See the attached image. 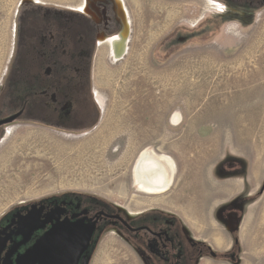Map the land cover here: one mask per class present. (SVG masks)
Listing matches in <instances>:
<instances>
[{
  "label": "rangeland",
  "instance_id": "obj_1",
  "mask_svg": "<svg viewBox=\"0 0 264 264\" xmlns=\"http://www.w3.org/2000/svg\"><path fill=\"white\" fill-rule=\"evenodd\" d=\"M85 2L0 0V97L9 92L20 12L32 3L75 7L94 31L80 11ZM124 2V52L110 41L96 44L99 112L91 125L64 131L20 120L0 131V217L22 203L74 193L129 218L175 219L197 247L190 264H264V5ZM13 102L2 98L0 119L19 108ZM145 150L169 166L172 182L163 192L141 191L135 181ZM129 239L110 227L92 264H148Z\"/></svg>",
  "mask_w": 264,
  "mask_h": 264
},
{
  "label": "flooded vegetation",
  "instance_id": "obj_2",
  "mask_svg": "<svg viewBox=\"0 0 264 264\" xmlns=\"http://www.w3.org/2000/svg\"><path fill=\"white\" fill-rule=\"evenodd\" d=\"M203 1L245 8L264 5V0ZM122 3L124 0H86L80 11L87 23L96 25L94 31L81 21L75 7L32 3L20 12L6 82L9 92L0 97V102L7 97V101L18 100L20 105L0 119L14 117L0 125V131L20 120L64 131L91 125L90 118L99 112L92 84L96 44L99 39L112 44L124 39L127 46L128 23ZM20 81L28 88L25 96L16 92ZM110 227L130 238L148 264H190L197 251L187 243L175 219L160 213L129 218L96 198L69 193L22 203L0 217V264H92L97 240ZM55 228L60 239L43 241ZM75 228L83 233L82 240L73 238ZM43 242L62 248H38ZM84 244L87 247L82 251ZM203 250L198 249L201 253Z\"/></svg>",
  "mask_w": 264,
  "mask_h": 264
},
{
  "label": "bare ground",
  "instance_id": "obj_3",
  "mask_svg": "<svg viewBox=\"0 0 264 264\" xmlns=\"http://www.w3.org/2000/svg\"><path fill=\"white\" fill-rule=\"evenodd\" d=\"M221 6L220 3H216ZM114 49L121 54L125 48L124 39H116L113 42ZM99 98V96H98ZM168 164L153 150H145L135 166V181L141 191L148 193H160L171 185Z\"/></svg>",
  "mask_w": 264,
  "mask_h": 264
},
{
  "label": "water",
  "instance_id": "obj_4",
  "mask_svg": "<svg viewBox=\"0 0 264 264\" xmlns=\"http://www.w3.org/2000/svg\"><path fill=\"white\" fill-rule=\"evenodd\" d=\"M13 119H14V117L6 119V120H3V121H0V125L5 124V123H10L11 121H13ZM75 229H76V234H75V236L73 238H75L77 240H82L83 233L81 232V230L79 228L78 229L75 228ZM58 233H59L58 228L53 229L46 236H44L43 241H50V240L60 239V237L58 236ZM86 247H87V244L81 245V250L83 251ZM38 248H40V249L43 248V250H45L46 248L57 250L58 248L60 249L62 247L52 246L50 244H49V246H47L45 244V242H43V244H39ZM212 254L216 255L214 252H212ZM53 255H57V254L55 253Z\"/></svg>",
  "mask_w": 264,
  "mask_h": 264
},
{
  "label": "trees",
  "instance_id": "obj_5",
  "mask_svg": "<svg viewBox=\"0 0 264 264\" xmlns=\"http://www.w3.org/2000/svg\"><path fill=\"white\" fill-rule=\"evenodd\" d=\"M16 92L21 95V96H25L27 93H28V88L26 87L25 83L24 82H19L18 83V86H17V89H16ZM99 244V240H97V244H96V247H95V250L97 248ZM94 250V252H95Z\"/></svg>",
  "mask_w": 264,
  "mask_h": 264
},
{
  "label": "crops",
  "instance_id": "obj_6",
  "mask_svg": "<svg viewBox=\"0 0 264 264\" xmlns=\"http://www.w3.org/2000/svg\"><path fill=\"white\" fill-rule=\"evenodd\" d=\"M250 229V228H249ZM252 232V231H251ZM253 239V241L256 243V244H258V241L256 240V239H254V238H252Z\"/></svg>",
  "mask_w": 264,
  "mask_h": 264
}]
</instances>
